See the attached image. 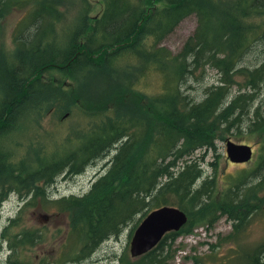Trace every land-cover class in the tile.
<instances>
[{"label": "trees", "instance_id": "16d2710c", "mask_svg": "<svg viewBox=\"0 0 264 264\" xmlns=\"http://www.w3.org/2000/svg\"><path fill=\"white\" fill-rule=\"evenodd\" d=\"M77 1L89 8L87 0ZM62 2L0 0V23L9 9L24 13L12 35L15 51L0 62V140L23 117L38 116L53 108H45L46 103L61 100V89L47 76L53 70L74 83L83 82L89 74H107L106 90L83 101L86 107L108 111L109 119L87 135L76 151L29 174L10 167L9 154L0 150V204L10 193L26 206L37 198L48 200L45 188L59 175L79 176L88 165L108 158L87 193L50 201L68 214L62 241H69V252L76 253L71 260L89 259L136 217L143 220L163 206L181 209L188 221L135 264H167L171 250L167 239L179 233L189 235L198 224L212 227L220 217L231 223L226 241L238 240L263 201L256 193L264 187V177L257 180L264 172V142L255 169L239 176L219 204L212 199L216 181L204 178L202 158L196 154L214 151L218 134L264 138V96H260L264 94V52L254 62L247 61L253 49L264 45L259 43L264 40V26L253 19L264 17V0H238L229 7H220L215 0H103L99 17L89 19L88 9L83 8L75 16V25L58 35ZM152 2L159 7L148 8ZM191 15L197 19L196 28L181 51L172 55L160 44ZM126 56H132L134 64L120 66L127 73L122 79L114 68ZM168 62L172 65L167 70ZM152 65L163 73L162 93L149 98L133 95L127 101L124 96L135 89L132 78L141 66ZM208 69L219 78L206 87L201 101L182 93L190 76L202 71L204 79ZM236 78L243 84L239 89H234ZM87 86L84 83L81 92ZM146 99L150 102L144 106ZM17 221L9 219L8 228L19 226ZM7 229L1 235L9 240L12 251L38 242L37 233L25 230L8 238ZM241 252V264H264V241Z\"/></svg>", "mask_w": 264, "mask_h": 264}, {"label": "rangeland", "instance_id": "374dc122", "mask_svg": "<svg viewBox=\"0 0 264 264\" xmlns=\"http://www.w3.org/2000/svg\"><path fill=\"white\" fill-rule=\"evenodd\" d=\"M87 1L89 8H86V5H83L81 1L63 0L62 4L58 6L61 12V21L57 23L58 35L63 31L70 30L75 25V16L80 14L83 8L84 10L88 9L89 19L100 16L104 7L103 0ZM215 1L220 7H229L238 0ZM156 6L158 4L152 2L148 8ZM23 14L12 8L6 11L2 18L0 23V62L5 61V57L10 56L11 58L15 51L12 35ZM253 19L257 24L264 26V17L256 16ZM196 25L197 19L194 15L185 18L173 33L162 41L160 46L172 55L178 54L185 41L192 36ZM145 42L148 43L150 40L147 39ZM259 43H264V40L259 41ZM263 52L264 45H258L248 54L247 61L254 62L261 58ZM118 62L114 70L118 76L124 79L127 73L120 66L126 67L127 63L134 64V59L132 56H126ZM171 65L170 62L167 63V70L171 68ZM143 68L144 66H141V71L136 73L137 77L132 78L133 81L135 80L133 82L135 89L132 95L124 96L127 101H131L134 98L133 95L136 98L138 95L149 98L162 93L163 73L154 65ZM205 73L204 79L202 71H196L195 77L190 76L181 88L182 93L189 95L197 102L201 101L204 98L206 87L216 84L219 78L215 70L208 69ZM95 74H89L81 83H74L70 79L61 77L56 70L47 75L61 89L62 98L61 100L59 98L58 102L46 103L45 108L53 107L49 111L43 110L38 116L32 114L23 117L16 123L14 130L0 140V150L2 153L9 154L8 163L10 167L24 174H29L48 162H54L62 156L70 155L78 149L87 135L94 133L102 121L109 119L107 117L108 111L102 112L103 110L98 108L86 107L85 101H83L87 100V96H93L107 88L108 75L95 76ZM121 81L124 83V80ZM236 81L238 84L234 89H239L243 84L237 78ZM84 83H88V86L81 92ZM81 94L86 98L82 99ZM260 96H264V94ZM149 102L150 99H146L143 105L145 106ZM227 141L250 146L253 152L251 161L246 164L231 163L226 157L225 144ZM263 142L264 138L259 134L242 136L237 133L234 135L218 134L214 151L202 150L197 152L196 157L202 158L201 167L204 178L207 177L216 181L212 197L214 204L220 203L226 189L239 176L248 175L255 169L259 149ZM108 160V158L101 159L88 165L84 172L76 177H69V174L62 173L55 179L52 186L45 188L48 200L43 201L41 198H37L32 202V205L26 206L25 201H21L17 194L10 193L5 201L0 204V264H135L140 257L131 256L130 244L135 230L142 221L140 216L123 228L118 236L103 242L89 259L75 262L71 259L76 253L69 252V241H65V244H63L64 240L62 241L63 235L67 231L68 214L60 212L50 202L52 199L69 198L70 196L80 197L87 193L92 183L100 177ZM64 174L66 176H63ZM262 177H264V172L259 173L257 180ZM250 181L253 184L257 183L254 178H251ZM201 182L202 180L198 182V185ZM38 187L41 188V184H38ZM256 197L263 199V201L260 202L258 211L248 219L238 240L226 241V238L231 234L232 227L225 217L218 218L214 225L209 228L205 224H198L189 235L179 233L177 237L175 236L176 238L174 237L175 240L174 238L167 239V244L171 246V250L166 263L241 264L239 259L242 254L241 251L255 248L264 241V187L258 189ZM30 199L32 200L33 196ZM44 214L52 216L47 223L40 217ZM9 219H18L16 224L19 226L8 228ZM5 228H8L5 234L8 238L27 230L37 233L38 242L34 247H23L12 251L8 246L9 240L1 235Z\"/></svg>", "mask_w": 264, "mask_h": 264}, {"label": "water", "instance_id": "95a60500", "mask_svg": "<svg viewBox=\"0 0 264 264\" xmlns=\"http://www.w3.org/2000/svg\"><path fill=\"white\" fill-rule=\"evenodd\" d=\"M225 150L227 159L233 164H246L253 156L250 146L231 141L226 142ZM40 217L45 223L52 218L46 214ZM187 221L186 213L177 207L163 206L153 210L134 232L130 244L131 256L138 258L145 255L155 248L167 233L179 231Z\"/></svg>", "mask_w": 264, "mask_h": 264}]
</instances>
